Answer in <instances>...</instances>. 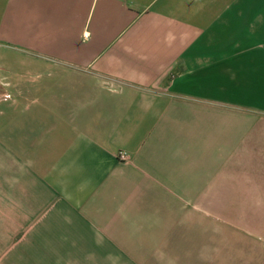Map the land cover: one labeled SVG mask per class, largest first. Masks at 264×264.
<instances>
[{
  "label": "crops",
  "instance_id": "obj_1",
  "mask_svg": "<svg viewBox=\"0 0 264 264\" xmlns=\"http://www.w3.org/2000/svg\"><path fill=\"white\" fill-rule=\"evenodd\" d=\"M11 1L0 264H138L139 227L264 212V0Z\"/></svg>",
  "mask_w": 264,
  "mask_h": 264
},
{
  "label": "rangeland",
  "instance_id": "obj_2",
  "mask_svg": "<svg viewBox=\"0 0 264 264\" xmlns=\"http://www.w3.org/2000/svg\"><path fill=\"white\" fill-rule=\"evenodd\" d=\"M13 2L5 0V7L14 6ZM11 69L0 68V107L17 105L19 90L16 75L8 74ZM215 215L187 209L184 218L171 223L174 227L169 229L139 227L133 230L139 241L138 264H264V212H219Z\"/></svg>",
  "mask_w": 264,
  "mask_h": 264
},
{
  "label": "built area",
  "instance_id": "obj_3",
  "mask_svg": "<svg viewBox=\"0 0 264 264\" xmlns=\"http://www.w3.org/2000/svg\"><path fill=\"white\" fill-rule=\"evenodd\" d=\"M118 158L122 161H126L129 158V156L126 152H120Z\"/></svg>",
  "mask_w": 264,
  "mask_h": 264
}]
</instances>
